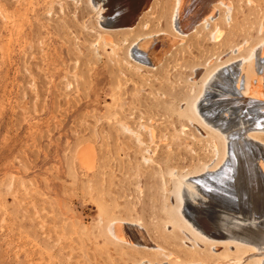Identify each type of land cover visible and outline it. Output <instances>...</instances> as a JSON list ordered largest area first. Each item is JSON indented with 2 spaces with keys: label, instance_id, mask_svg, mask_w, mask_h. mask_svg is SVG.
<instances>
[{
  "label": "bare ground",
  "instance_id": "obj_1",
  "mask_svg": "<svg viewBox=\"0 0 264 264\" xmlns=\"http://www.w3.org/2000/svg\"><path fill=\"white\" fill-rule=\"evenodd\" d=\"M56 1L60 5L80 1L94 12L86 44L76 46L73 64L78 68L90 61L91 52L101 65L116 69V77L140 76V66L161 68L159 76L146 77L151 95L145 101L136 102L129 87L123 95L111 93L122 109L107 118L111 127L129 131L142 151L154 155L141 134L130 128V119L137 118L153 143L154 116L176 117L183 134L179 146L188 148L191 141L196 153L208 151L212 160H218L214 168L211 162L189 168L170 164L172 142L160 138L165 145L162 157L142 156L150 162V170L142 173L154 184V191L147 192L152 213L145 221L114 217L102 224V235L123 248L142 249L146 255L137 264H264V0ZM83 13L77 9V16ZM128 52L135 57L133 70ZM78 68L69 78L70 72L62 71L70 92H79L84 84ZM105 73L92 71L90 101L84 107L97 108L106 100L108 91L101 86L109 81ZM173 74L183 83L170 84ZM176 98L182 105L175 103ZM142 112H148L147 121L140 123ZM204 114L213 115L214 125ZM217 125L225 126L229 136ZM190 127L199 129V136L188 134ZM76 156L87 172L95 175L100 170L92 144L79 147ZM196 184L202 189L198 191ZM136 187L143 190L140 183ZM245 212L249 221L242 219Z\"/></svg>",
  "mask_w": 264,
  "mask_h": 264
},
{
  "label": "rangeland",
  "instance_id": "obj_2",
  "mask_svg": "<svg viewBox=\"0 0 264 264\" xmlns=\"http://www.w3.org/2000/svg\"><path fill=\"white\" fill-rule=\"evenodd\" d=\"M79 3L0 0V264H137L146 253L133 246L123 248L102 235V224L114 217L145 221L152 213L147 194L150 188L154 191V184L142 173L150 170L149 160L142 156L161 158L163 138L172 142L170 164L189 168L211 162L214 168L218 161L208 151L196 153L191 141L188 148L179 146L183 134L176 117L154 116L155 144L149 143L137 118L130 119V128L141 134L154 155L142 151L129 131L107 123L108 117L122 111L111 93L117 97L129 87L136 102L145 101L151 84L146 77L159 76L161 68L140 66V76L116 77L117 70L101 65L94 52L78 68L73 64L77 47L86 44V31L94 23L92 9ZM78 8L84 10L82 16H77ZM126 56L132 63L128 69L133 70L135 57L129 52ZM77 68L84 84L75 93L64 86L62 71ZM94 69L106 71L109 81L101 86L105 85L108 95L99 107L86 108L83 104L90 101L88 85ZM180 78L173 74L169 82L178 86L184 81ZM175 103L182 105L183 101L176 98ZM147 114L142 112L140 123L147 121ZM212 117L205 121L214 125ZM217 127L228 135L225 126ZM186 132L199 136L200 130L190 127ZM88 143L94 146L100 166L95 175L76 156L77 149ZM137 183L142 184L140 192ZM245 214L242 219L249 221Z\"/></svg>",
  "mask_w": 264,
  "mask_h": 264
}]
</instances>
